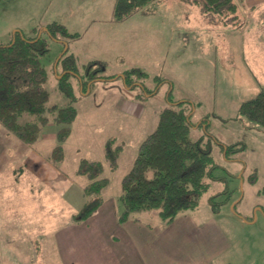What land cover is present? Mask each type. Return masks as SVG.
Returning <instances> with one entry per match:
<instances>
[{
    "label": "rangeland",
    "instance_id": "1",
    "mask_svg": "<svg viewBox=\"0 0 264 264\" xmlns=\"http://www.w3.org/2000/svg\"><path fill=\"white\" fill-rule=\"evenodd\" d=\"M236 1L237 12L223 15L183 0H152L117 20L115 0H100L115 49L110 40L89 49L84 39H72L76 33L70 43H80L78 51L70 52L69 37L58 33V40L42 25L57 20L71 31L68 24L78 18L69 5L81 15L96 10L94 1L0 0V43L12 41L15 30L41 34L48 48L42 57L47 104L72 103L77 110L57 159L51 154L61 123L50 120L33 143L0 123V199L8 200L0 204V264H163L179 252L186 264H264V125L239 112L264 84V0ZM104 52L110 65L104 61L97 72L103 79L82 90L88 64ZM70 53L72 63L64 59ZM72 64L77 73L65 75ZM135 67L143 72H130L136 83L128 87L122 74ZM125 98L141 105L138 113L120 107ZM184 98L197 124L190 136L210 142L219 165L214 174L222 179L211 180L198 204L172 222L155 208L123 220L122 179L162 109ZM110 139L120 146L116 166L107 158ZM83 160L103 164L98 178L108 182L99 193L87 191L92 178L81 171ZM98 199L100 206L85 217ZM243 216L258 219L249 224ZM217 229L231 245L211 260L203 253Z\"/></svg>",
    "mask_w": 264,
    "mask_h": 264
},
{
    "label": "trees",
    "instance_id": "2",
    "mask_svg": "<svg viewBox=\"0 0 264 264\" xmlns=\"http://www.w3.org/2000/svg\"><path fill=\"white\" fill-rule=\"evenodd\" d=\"M150 1L152 0H115L114 18L121 20ZM187 1L198 4L203 12L208 13L216 11L227 15L238 10L236 0ZM45 26L47 32L58 40H61L60 36H56L58 33L67 38L77 36L57 20ZM47 49L41 34L28 37L21 30L14 31L12 41L0 43V123L27 143L35 142L50 120L61 123L56 131L59 144L51 154V158L57 159L62 157V143L69 135L70 124L77 110L72 103L60 107L47 104L49 92L45 88V81L48 72L42 60ZM66 52L67 50L63 55ZM64 59L74 62L71 53ZM103 62L94 60L88 64L89 81L83 82L82 90H85V83L91 84L103 79L97 73L103 68ZM66 68L65 75L77 73L73 64ZM137 71L143 72L141 68L135 67L122 74L128 87L135 85L131 73ZM61 87L73 96L68 83L61 82ZM188 102L190 101L187 99L170 101L162 109L157 127L140 144L132 167L122 179L123 220L128 219L134 210L155 208L159 209L164 220L172 222L181 210L198 204L199 197L209 188L211 180L222 179L214 174V169L219 165L213 158L210 142L190 136V129L197 124L191 119L193 109H188L185 105ZM239 112L264 125V84L257 95L241 103ZM119 147L114 146L113 139L106 143L107 158L113 166L117 165ZM80 169L87 171L92 178L87 185L88 192L99 193L107 184V179L98 178L103 169L101 161L83 160ZM99 206L100 199L95 200L85 210L84 216L87 217Z\"/></svg>",
    "mask_w": 264,
    "mask_h": 264
},
{
    "label": "crops",
    "instance_id": "3",
    "mask_svg": "<svg viewBox=\"0 0 264 264\" xmlns=\"http://www.w3.org/2000/svg\"><path fill=\"white\" fill-rule=\"evenodd\" d=\"M95 2L96 4V10H92L90 8H87V10L82 13L81 15L77 14V11L75 10V7H72L71 11V6L69 5V13L72 14L73 18H78V21L76 23H70L68 24L69 28L71 29V32H74L75 34L77 33L78 36L74 37L72 39H76V38H82L84 39L83 41L88 42V47L89 49L91 48V46L93 44L96 45V43H104L106 44V42L108 43V41L110 40V43H112V46L116 47L115 45V41L114 39L110 36H108V28L105 24L107 17H104L102 15V13L104 12V6L102 4V2H100V0H92ZM185 4L189 3V7H191V1H187V0H183ZM191 2V3H190ZM256 2V1H255ZM254 2V3H255ZM254 3H250V5H253ZM195 5V4H192ZM239 8V7H238ZM207 15V14H206ZM113 16V13H112ZM46 24L42 25L45 26ZM90 34H93V36H89ZM112 36V33L110 34ZM96 38V39H94ZM71 40V38H70ZM69 40V47L68 49L70 50V52H77L78 51V45L77 43H70ZM78 42V41H77ZM74 45V46H71ZM84 45V43H83ZM171 44L169 45L168 48H170ZM105 51H107V46H105ZM91 52V51H90ZM106 54V52H104V55ZM166 55H169L168 53ZM165 55V56H166ZM118 56L121 59H125V57L122 55L121 51H119ZM97 60H102V61H106L107 62V66H109V58L105 55V57H94ZM121 61V60H120ZM124 63H127L124 61ZM136 66H140V65H136ZM133 67V66H132ZM187 98H184L183 100H185ZM188 100V99H187ZM138 106H141L138 102L136 101H131L127 98L122 100V104L120 105L121 108L129 110L131 112H135L138 113ZM53 133L50 134V136ZM54 136V134H53ZM8 201V200H7ZM6 200H2L0 199V204L3 202H6ZM9 212V211H8ZM11 214H13L12 212H9ZM23 219H26L25 217H23ZM258 219V218H257ZM256 219V220H257ZM242 222H246V223H253V219L244 217L240 219ZM2 233L6 234V231L4 229H2ZM186 238L188 239V241L190 240V237L187 236L185 233H183ZM242 237V236H241ZM209 240L207 242H209L211 245L207 247L206 251L203 253V256L205 258H210L212 260V257L217 256L221 251L226 250L227 247H229L230 241L227 239V236L225 235V233L222 230H214L212 232H209ZM74 264V263H73ZM163 264H186L185 262V258L183 257V252H179L176 257H171L169 254L166 257V261Z\"/></svg>",
    "mask_w": 264,
    "mask_h": 264
},
{
    "label": "flooded vegetation",
    "instance_id": "4",
    "mask_svg": "<svg viewBox=\"0 0 264 264\" xmlns=\"http://www.w3.org/2000/svg\"><path fill=\"white\" fill-rule=\"evenodd\" d=\"M81 80H82V83H83V82H84V79L82 78ZM88 81H89V80H88ZM88 81H87V82H88Z\"/></svg>",
    "mask_w": 264,
    "mask_h": 264
},
{
    "label": "water",
    "instance_id": "5",
    "mask_svg": "<svg viewBox=\"0 0 264 264\" xmlns=\"http://www.w3.org/2000/svg\"><path fill=\"white\" fill-rule=\"evenodd\" d=\"M81 79V78H80Z\"/></svg>",
    "mask_w": 264,
    "mask_h": 264
}]
</instances>
